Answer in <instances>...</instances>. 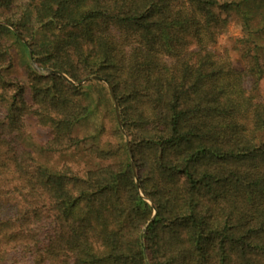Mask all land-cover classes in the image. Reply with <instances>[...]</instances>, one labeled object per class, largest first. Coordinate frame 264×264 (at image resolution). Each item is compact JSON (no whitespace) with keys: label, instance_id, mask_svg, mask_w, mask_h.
I'll list each match as a JSON object with an SVG mask.
<instances>
[{"label":"trees","instance_id":"trees-1","mask_svg":"<svg viewBox=\"0 0 264 264\" xmlns=\"http://www.w3.org/2000/svg\"><path fill=\"white\" fill-rule=\"evenodd\" d=\"M31 9L33 25L25 14L3 19L26 44L0 24V264H264V103L252 96L264 62L251 53L264 37V0H36ZM231 18L241 69L213 48ZM9 34L24 50L27 86L4 77ZM30 59L104 83L75 87ZM103 100L115 143L85 149L109 164L78 177L23 147L28 116L49 128L47 151L78 147L73 127Z\"/></svg>","mask_w":264,"mask_h":264},{"label":"rangeland","instance_id":"rangeland-1","mask_svg":"<svg viewBox=\"0 0 264 264\" xmlns=\"http://www.w3.org/2000/svg\"><path fill=\"white\" fill-rule=\"evenodd\" d=\"M219 1L222 2L229 0H219ZM34 2H36V0H13V4L9 10L0 8V24L8 26V28H10V30L18 37L21 43L23 42L22 40H20L19 37H21L26 43L27 40L23 36H21L14 27L7 25V23H5L3 19H10L12 23L24 21L28 25H33L34 15L31 6ZM23 14H25L23 21H19L22 18ZM241 37H242V32L239 24L237 23L236 19L231 18L227 28L219 36L217 43L213 47L216 53L226 52L230 58L232 65L237 69L242 68V61L240 59L239 52L237 50L238 48L237 45L239 44V39ZM3 42L10 56L9 66L6 69L8 70V72L7 74L4 75L5 79H9V78L16 79L17 82L22 83L24 86H27L26 59H25L26 56L24 50L10 34L3 39ZM257 44L258 47L255 50L251 51V53L254 54L257 53V55H259L262 61L264 62V37L261 38L257 42ZM29 65L30 68L33 71L37 72L38 74L53 75L46 73V70L49 68L37 67V65L34 64L31 59L29 60ZM65 82L68 83L67 81ZM106 84L107 83H105V85ZM104 95L105 93L103 92V96ZM252 96L255 99V101L264 103V77L260 80L258 88L254 92H252ZM26 98L27 99L29 98L28 92L26 93ZM112 105H113V101H112ZM116 115H117V108L115 112V118L117 121H119L118 115L117 116ZM118 125L120 128L121 126L120 121L118 122ZM23 126L25 130V133L21 139L23 147L32 154L36 163H39L40 165L49 168L53 172H56L63 167H67L69 168L72 174L78 177H84L87 171L95 169L97 167L105 166L111 162L96 158L95 156L90 155L85 149V147L89 145H98L101 148H107L108 145L115 143L114 140H116V138L112 135V129L114 128V121L112 120V117L110 115V105L108 103L106 104L104 100L98 103V106L90 116L79 121L73 127L72 135L78 138L80 141H82L81 145H79L76 148L71 147V148L59 149L57 151H47L44 148V146L47 143V141L50 139L49 128L47 126L42 127L37 125L35 119L31 116H28L23 120ZM121 128L120 130L123 132V128L122 129ZM260 136L264 139V130L262 131ZM124 140H126L127 143V138L125 134H124ZM130 163L132 166L133 165L132 158L130 159ZM153 216H154V211H153V215L151 216L152 219Z\"/></svg>","mask_w":264,"mask_h":264},{"label":"water","instance_id":"water-1","mask_svg":"<svg viewBox=\"0 0 264 264\" xmlns=\"http://www.w3.org/2000/svg\"><path fill=\"white\" fill-rule=\"evenodd\" d=\"M19 38H20V40H22V42H23L24 44H26V42H25L21 37H19ZM46 73H48V74H53V75H56V76H59V77L63 78L65 81H67L69 84H71V85H73V86L81 85V84L85 83V82L88 81V80H98V81H102V82H104L103 79H101V78H99V77H97V76H88V77H86V78L80 80L79 82L74 83L73 81H71L69 78H67L64 74H62V73H60V72H57V71H53V70H49V69H47V70H46ZM106 85H107V88H108L109 94H110V96H111V99H112V101H113L114 110H115V112H116V105H115V100H114V96H113L112 89H111V87H110L109 84H106ZM116 116H117V115H116ZM118 122H119V121H118ZM120 128H121V126H120ZM121 129H122V128H121ZM129 155H130V154H129ZM130 158H131V157H130ZM132 167H133V165H132ZM151 220H152V218H151V219L149 220V222H147V224L144 226V228H143V230H142V233L144 232V230H145V228L147 227V225L151 222Z\"/></svg>","mask_w":264,"mask_h":264}]
</instances>
